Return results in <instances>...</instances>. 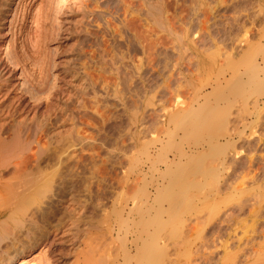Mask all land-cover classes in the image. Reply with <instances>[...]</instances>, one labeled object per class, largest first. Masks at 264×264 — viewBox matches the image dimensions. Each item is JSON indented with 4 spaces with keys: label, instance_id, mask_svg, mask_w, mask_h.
<instances>
[{
    "label": "rangeland",
    "instance_id": "rangeland-1",
    "mask_svg": "<svg viewBox=\"0 0 264 264\" xmlns=\"http://www.w3.org/2000/svg\"><path fill=\"white\" fill-rule=\"evenodd\" d=\"M37 1H40L38 3V7H40L42 0ZM57 5V23H55L53 35L48 36L49 39L46 38L49 41L44 39L46 43L43 41L45 49L42 51L44 55L46 54V60L51 66L49 69L51 74L56 75L60 81L55 83L57 89L59 90L60 85L70 87L72 89H68V91L75 94V98H79V95L82 96L81 87L86 82V78L79 64L83 63L86 53L90 52L97 64L92 63L88 72L91 73L92 67L95 66L94 70L97 69L96 72H99L96 74L97 79L102 84L98 94L90 99V103L85 104L84 114H80L79 117L75 108L77 107L75 98L66 103L61 96L62 101L57 99L58 101L54 102L55 105L54 103L44 104L48 91H46V95L43 94L44 90L43 92L39 89H36V92L39 90L38 93L35 91L27 93L29 89H26L27 84L24 82L30 68L23 71L19 66H10L12 77L8 80L10 83L6 86L8 89H4L3 95H0L2 99H5L1 101V104L5 110L8 109L5 108L7 103H10V106L13 104V101H8L12 100L14 94L18 92L19 96H24L25 99L21 113L24 114L29 110L27 114L31 115H27V117L33 116L34 123H39L49 114L52 121L50 125L48 124L50 131L48 135H42V140L39 141L43 143L42 146L46 150L45 155L52 156L53 162L51 161L52 164L49 162L48 165L51 166L46 163L42 165L46 166L43 174L47 169L52 173L56 171L53 174L50 172V174L47 170L46 174L49 173L51 178L53 176L51 183H54L49 182L48 185H45L47 190L44 187L45 190L43 189L42 193H46L41 194L45 197L41 198L39 195L40 199L38 198L35 205L39 209L43 206L42 209L49 207L50 210H46V218L39 214L35 224L36 228L33 230L31 238H28L31 241L28 239L26 241L23 236L25 238V241L22 239L24 260L13 264H81L79 261L77 263V253L83 242L92 234H98L99 241L106 242L104 243L106 249L109 247L108 245L111 246L107 250L111 255L113 254L117 264H135V257L139 254L140 249L146 247L150 242L153 244L155 239L156 246L154 245V247L161 250V252L159 250L158 264H205V262H207L206 264H244L242 258L245 255L243 256L242 253L249 256L254 252L252 249V253L249 254V249L258 246L260 249L264 247L261 246L263 242L260 237L264 230V200L260 202L259 208L256 207L254 212L251 211L252 214L248 213L250 210L248 206L253 202L250 203L252 200L250 198L254 192L248 193L247 191L256 188L252 182H248L249 178L247 180L246 177H243L247 172L246 166L259 167V171L260 167L261 170L264 169V98L257 93L260 98L256 94L255 98H251L254 97V94L249 95V99L246 97L248 100L246 98L244 100L250 105L244 104L243 100L238 101L239 99L233 102L231 96L230 101L232 102L229 103L223 102L220 98L223 94L228 95V90L234 88L235 81L230 78L231 75L235 78L240 77L241 81L247 78L245 74H242L246 68L244 56L247 53L255 50L256 62L260 67L264 66V0H61ZM41 7L43 8L42 5ZM95 44L98 48L94 47ZM42 52L40 53L42 54ZM41 54L40 61L44 57ZM225 58L227 62H225ZM222 62L225 63V68H223V63L220 66L223 71L221 70L219 74L220 68L217 69V67ZM209 66L212 68L215 66L214 69H216L213 73L217 75L218 79L220 78L219 83L224 85L223 88L221 84L217 86L222 89L219 92L215 88L214 77L206 81L209 76L207 72ZM96 72L94 71V74ZM64 73L66 74L64 75ZM236 73L239 76H236ZM227 75L230 76L226 77ZM259 77L263 78L264 74ZM222 78H230L232 83L228 81L230 84L225 87L226 81ZM203 84L205 87H202ZM199 88L202 89L199 91ZM40 91L44 98L40 96ZM51 91L55 92V89ZM202 94L204 95L201 98ZM4 95L7 97H3ZM9 96L13 97L10 99ZM251 99L254 100L251 101ZM26 104L31 106L28 108ZM242 105H246L248 108L245 106L242 108ZM215 106H222L221 109L226 107L225 112L223 111L226 120L231 117L230 119L234 118L231 121H235L236 117L234 116L237 115L239 119L236 123L238 122L240 125L237 123L238 127L236 128L241 129L244 124L248 127L244 129L242 137L235 143L238 148L234 145L226 151L228 161L227 159L225 161V156H219L218 161L221 164L219 181L213 185L209 177L204 179L201 174L203 167L197 169L196 163L203 161L205 156L203 163L209 161L207 162L209 165L213 158V155L207 156V150L210 148L209 139L211 134H216V136L221 134L210 131L200 134L197 129L189 132L184 131V128L197 116H201L200 120L204 121ZM236 109L241 114H237L238 110ZM1 110L3 111V109ZM170 110L175 113L170 114L172 113V111L168 112ZM177 110H181V112ZM230 111H233L234 114L232 112L231 115ZM239 114L245 115L244 119L246 120L243 121ZM182 115L186 116H184V120ZM166 118H168V122ZM176 123L178 127L176 125L175 128ZM180 124L182 125L180 126ZM229 124V128L231 125L232 129L235 127L232 122ZM245 130L246 133H244ZM242 138H245L244 144ZM72 139L74 141L71 143ZM256 141L257 143H255ZM66 143H69L68 147L65 145ZM219 144L222 145V141ZM170 145H173L172 148ZM212 146V148H216L219 145L214 143ZM61 150H64V153ZM251 150L253 153L250 152L251 155H248ZM55 152H62L60 155L64 156H59L55 160L54 157L58 155ZM232 153L235 155H233L235 161L229 159V154L232 157ZM57 159L58 162L59 159H64L65 162L56 164L54 161L57 162ZM248 159L252 160L253 164ZM225 162L227 170L224 167ZM190 164L193 166L191 165L189 168V177L194 175L192 178L198 187L191 188L189 192L190 194L194 193L191 198L194 211L181 213L173 224V231L169 234L156 233L157 227L153 222L157 221L154 220L161 216L158 221L163 217V219H167V214L156 217L157 209H161V205L164 209L168 206L167 202L159 203L157 201L158 189L166 185L165 181H168L167 178L170 175L171 178L179 172H183V169L187 170V166ZM55 166L58 167L57 170ZM243 166L246 168V172L242 176V172L245 171ZM62 169L66 171L64 172ZM61 170V173L66 174L64 176L68 178H65L67 185L64 189L61 184H58L59 178L56 179ZM250 170L248 169V175L249 173L254 175V172ZM195 171L196 173H194ZM259 171L257 172L260 174L264 170ZM258 173L256 180L259 181H256V184L258 186L262 182L264 186L262 173L260 175ZM257 175L255 176L257 177ZM234 176L236 180L233 179ZM236 176L238 177L236 178ZM239 176H242L240 178H244L246 181L239 180ZM206 181L209 183L207 184ZM202 182L203 186H201ZM241 182L244 185L237 187L235 191H228L231 190L229 188L239 185ZM225 184L227 187L231 186L227 188ZM218 187L221 190L218 191ZM199 188L205 191L201 192ZM241 188L245 191H239ZM263 188L260 189L262 194H264ZM215 190L220 192L217 198H214ZM196 193H201V195L197 196ZM90 195L95 202L91 214L88 215L90 216L89 221L93 224L92 229L88 225L86 227L76 217V209ZM232 195L236 197L224 206V198H230ZM46 196L51 198L50 201L48 200L51 202L50 205H47L49 202H47ZM208 197L212 199L209 203L212 210L215 208V203H220L216 206V210L210 211L212 213L201 205L203 199ZM255 197L253 196L254 199ZM220 199L222 201H219ZM45 203L47 204L45 205ZM213 204L215 205L213 206ZM239 205H243V210L245 209L240 215H238ZM245 206L247 207L245 208ZM230 212L233 215L229 219ZM225 214L227 215L225 216ZM200 216L203 217L202 220ZM101 222H103V225L101 224L103 227L99 225ZM189 226L192 229L189 230ZM183 235L184 239H182ZM19 237L21 239L22 235ZM172 242L176 244L173 245ZM208 252L209 255L206 254ZM94 253L99 256L102 251L96 249V252L90 256L92 259ZM128 254L129 256H127ZM202 258L205 259L202 260ZM127 259L128 261H126ZM107 264H111V262Z\"/></svg>",
    "mask_w": 264,
    "mask_h": 264
},
{
    "label": "bare ground",
    "instance_id": "bare-ground-1",
    "mask_svg": "<svg viewBox=\"0 0 264 264\" xmlns=\"http://www.w3.org/2000/svg\"><path fill=\"white\" fill-rule=\"evenodd\" d=\"M37 0H0V95H3V92H4V89H6L7 85H9V81L10 78L12 77L11 73H12V68H10L11 65L13 66H19L23 71H26L28 70V67L30 68L28 72L29 74H26L28 75L26 78H25V82L27 84V87L26 89H29L27 91V93H33L35 91V93H38L39 90L43 91L44 95H46V91H48V94L47 96L45 97V101H44V104H53L54 102H56L57 99H59V101L62 99H65L66 103L69 101H71L72 99L75 98V94H72L70 91H68V89H72L70 87H64V86H59V90L57 89L56 87V82H60L58 81V78L56 75H52L51 72H50V64L49 62L46 60V54L44 55L43 54V49H45L43 46L44 45V39L48 38V36H52L53 35V32H54V28H55V23L56 22V15L58 13V2L61 1V0H44V3L43 0L40 4V7H38V3L40 1H37ZM98 2V1H97ZM61 3V2H60ZM45 6H44V5ZM41 5L43 6V8L41 7ZM57 5V6H56ZM41 9V10H40ZM42 9H43V12H42ZM86 11V10H85ZM90 11V10H89ZM60 12V11H59ZM95 12V11H93ZM98 12V11H97ZM92 13V12H91ZM86 15V14H85ZM100 19V18H99ZM90 27V26H89ZM87 31V29H86ZM90 32V31H88ZM86 32V33H88ZM93 33V32H92ZM89 34V33H88ZM91 34V32H90ZM95 35V34H94ZM9 38L8 40H5ZM49 39V38H48ZM47 40V39H46ZM44 41V42H43ZM49 41V40H47ZM97 42V41H96ZM46 43V42H45ZM6 44V45H5ZM5 45V47H4ZM46 45V44H45ZM47 46V45H46ZM96 46V44L94 45V47ZM97 47V46H96ZM93 48V47H92ZM98 48V47H97ZM102 48V47H101ZM103 49V48H102ZM98 51V50H97ZM100 51V50H99ZM104 51V50H103ZM253 52H249L247 53L245 56H244V59L246 60V64H245V72L242 74H245L247 76V78L245 80H240V77H231L230 75H227L226 77H229L232 79H234V88L232 89H229L228 90V95L227 94H223L222 95V99L220 98V100H223V102H232L230 101V96L233 98V102L234 100L236 101L237 99H239L238 101L240 100H243V103L246 104V105H250L248 104L244 99L246 97H248L249 99V95H252L254 94V97H251V98H255L257 97L258 95L262 96L264 98V77L261 78L259 77L261 74L263 75L264 74V70H263V67L261 68L259 66V64L256 62L255 60V50H252ZM42 52V54L40 53ZM260 52V51H259ZM40 54L44 57L41 58V61L39 59V56ZM84 54V52H83ZM87 54V55H86ZM84 56V61L82 64H79L81 65V69L84 71V76L86 78V82L82 85V96L79 95V98H75L76 100V103H77V107L76 108V112L77 114L79 115L80 117V114L83 115L84 113V109L86 108L85 104L89 101H91L90 99L94 98L98 92H99V89H100V82L98 81L97 79V75L99 72H96V70H94V68L92 67L93 69V73H89V69H90V66L92 65V63L94 64V57L92 56L93 54L90 52V53H86ZM96 54V53H95ZM257 55V54H256ZM98 56V55H97ZM100 57V56H99ZM97 57V58H99ZM96 58V57H95ZM230 60V58H228ZM39 60V61H37ZM225 62H227V59L225 58ZM98 61V60H97ZM96 63V62H95ZM210 63V62H209ZM214 63V61H213ZM224 62H222L220 65H218L217 69L220 68V66L223 64ZM97 64V63H96ZM225 68V63L223 64ZM98 66V65H97ZM237 66V65H236ZM53 67V66H52ZM210 67V66H209ZM207 68V72H208V78L206 79V81H209L211 78L214 77V82L216 84H214L216 90L218 89V92L219 90H222L220 89L221 87L223 88L224 85H222L221 83H219V79L217 77V75H214L213 71L215 72V69L214 67H210V68ZM97 68V67H96ZM91 69V70H92ZM221 70L223 71L222 68H220L219 70V74L221 72ZM94 71L96 72L94 74ZM98 71V70H97ZM218 71V70H217ZM239 72V71H238ZM217 73V72H216ZM223 73V72H222ZM66 73H64L65 75ZM82 74V73H81ZM225 74V73H224ZM70 75V74H69ZM76 75V74H75ZM241 75V73H240ZM60 76V75H59ZM236 76H239V74L236 73ZM244 76V75H243ZM99 77V76H98ZM224 78V77H223ZM222 78V79H223ZM229 78V79H230ZM244 78V77H243ZM84 79V77H83ZM226 79V80H225ZM223 79L224 81H226V86H228L230 84V80L225 78ZM232 79V80H233ZM60 80V78H59ZM82 80V79H81ZM222 80V81H223ZM205 81V82H206ZM230 81V82H228ZM56 83V84H55ZM232 83V82H231ZM219 84H221L222 86L217 88V86H219ZM12 85V84H11ZM205 84L202 85V87L204 86ZM11 87V86H9ZM64 87V88H63ZM205 87V86H204ZM8 89V88H7ZM12 89V88H10ZM15 89V88H14ZM36 89H39L37 90L36 92ZM55 89V92L51 91V90H54ZM67 89V90H66ZM202 88H199V91L201 90ZM214 89V87H213ZM10 91V90H9ZM40 91V96L42 97L41 95V92ZM53 92V93H50V92ZM16 92V91H15ZM76 92V91H75ZM8 91L6 92V95H7ZM74 93V92H73ZM227 93V92H226ZM258 95H257V94ZM11 94V93H10ZM77 94V93H76ZM257 96H256V95ZM30 95V94H28ZM34 95V94H32ZM38 96V94H36ZM204 94L200 95V97L202 98ZM31 96V95H30ZM36 96V97H37ZM62 96V99H60ZM78 96V95H77ZM81 96V97H80ZM197 96H199L197 94ZM5 97V95L3 96ZM7 97V96H6ZM5 97V98H6ZM13 97V96H12ZM11 97V98H12ZM32 97V96H31ZM34 97V96H33ZM259 97V96H258ZM10 98V96L8 97ZM10 98V99H11ZM44 98V97H42ZM260 98V97H259ZM4 99V98H3ZM2 99V96H0V264H13V263H16V262H22L24 259V254H23V242H22V239L23 241H25L24 239L26 238V241L28 238H31L30 236L32 235L33 233V230L36 228V221L39 217V214L41 217H45V213H46V210H50V208L48 207L47 209H39L38 206H35L38 202V198L40 199L39 195L41 194H44L42 193L43 192V189L45 187V185H48V183L52 181V178L50 177V174L52 173L49 169V173L46 174V172H44L43 174V170L44 168L46 167H43L42 165L43 164H49V162L51 163L52 161V156H46L45 155V149L43 148V143L40 142L39 140L41 139L42 140V135L46 136L48 135L49 133V128H48V124L50 125L52 122L50 117L47 115L44 119H41V121L37 124L34 123V118L33 116L31 118H28L27 115H31L30 113L27 114V111L26 113L22 114V108H23V105L25 103V99H24V96H19V93L16 92V94H14V97L12 98V100H9L8 102H12L13 101V104L10 106V103H7L9 105V107H5V108H8V109H4V106L3 104H1V101L3 100ZM36 99V98H35ZM196 99L198 100V97H196ZM246 98V100H248ZM5 100V99H4ZM8 100V99H7ZM94 100V99H93ZM92 100V101H93ZM97 100V99H96ZM95 100V101H96ZM196 100V101H197ZM232 100V99H231ZM254 99H251V101H253ZM263 100V99H262ZM43 101V99H42ZM58 101V100H57ZM250 101V103H252ZM261 101V99H260ZM259 101V102H260ZM40 102V101H39ZM255 108L257 107V101H255ZM90 103V102H89ZM88 103V104H89ZM222 103V102H221ZM238 103V102H237ZM235 103V104H237ZM57 104V103H56ZM213 104V103H212ZM227 104V103H226ZM234 104V105H235ZM5 105V104H4ZM27 105V104H26ZM55 105V103H54ZM53 105V106H54ZM229 105V104H228ZM246 105H242L241 107L243 108V106H245V108L248 106ZM3 106V108H2ZM28 108L31 106V105H27ZM49 106V105H48ZM58 107V106H57ZM185 107V106H183ZM182 107V108H183ZM207 107V106H205ZM222 106H218V107H214L213 111L211 112V114L209 116L206 117V119H204V121H201L200 118L201 116H197L194 120L190 121L189 124H187V126L184 128V131H193L195 129L198 130V133L200 134H203V133H207L208 131L212 132V133H220L221 135L219 136H216V134H211V138L209 139V145H210V148L207 150V156H210V155H213L212 157V160H210L211 162L208 163L209 161H207L205 164L203 163L204 161V157H203V161L201 162H197L196 165H197V169L203 167V169L201 170L202 171V175L205 179V177H209L211 180L210 182L214 184H217V182L219 181V176H220V168H221V164L219 163L218 161V158L219 156L221 155L222 157L225 156V161H226V151L228 149H230L231 147H234L235 143L237 142V140H239L242 135H243V131L244 129H246L248 127V125H242L241 129H238L236 127H238V124L236 123V121H238L239 118H237V115H233L235 118V121H231L233 120L234 118L230 119L228 118L227 120L225 119V108L224 109H221ZM94 108V107H93ZM175 108V107H174ZM173 108V110H174ZM238 108V107H237ZM242 108L240 109V111L242 110ZM3 109V111L1 110ZM49 109H51L49 107ZM189 110V108H187ZM192 109V108H191ZM206 109V108H205ZM173 110H170L168 112H171L170 114H174L173 113ZM238 110V109H236ZM249 110H252V109H249ZM261 110V109H260ZM259 110V111H260ZM178 112H181V110H177ZM176 111V112H177ZM187 111V110H186ZM191 111V110H190ZM190 111H188L190 113ZM224 111V112H223ZM228 111V109H227ZM235 111V110H234ZM239 110L236 111L237 114L240 113ZM248 111V110H247ZM246 111V112H247ZM263 111V110H262ZM69 112V111H68ZM73 112V111H72ZM71 112V114H72ZM177 112V114H178ZM193 112V111H192ZM231 112V111H230ZM233 112V111H232ZM232 112L230 113L232 115ZM235 112V113H236ZM75 113V112H74ZM185 113V112H184ZM261 113V112H260ZM258 113V114H260ZM66 114V113H64ZM70 114V113H69ZM180 114V113H179ZM188 115V113H186ZM185 114V115H186ZM234 114V112H233ZM240 117L243 118V121L246 120L244 119V117L246 118V116H242L240 115ZM74 115V114H72ZM169 115V114H168ZM167 115V117H168ZM184 115V116H185ZM192 115V114H191ZM170 116V115H169ZM173 117V115H171ZM183 116V115H182ZM184 116H183V120H184ZM69 117V116H68ZM74 117V116H73ZM83 117V116H82ZM177 117V116H176ZM186 117V116H185ZM191 117V116H190ZM229 117V116H228ZM262 117V116H261ZM260 117V118H261ZM70 118V117H69ZM77 118V117H76ZM171 118V117H170ZM178 118V117H177ZM204 118V117H203ZM202 118V119H203ZM167 119V122H168V118ZM172 119V118H171ZM182 119H180V121H182ZM241 119V118H240ZM258 119V117H257ZM248 120V119H247ZM261 120V119H260ZM70 121V120H69ZM242 121V122H243ZM257 121V120H256ZM166 122V123H167ZM229 122H235L236 123V126L232 129V125H231V129L229 128ZM241 122V121H239ZM246 122V121H245ZM249 122V120H248ZM172 123V122H171ZM170 123V124H171ZM178 123H179V120H178ZM183 123V122H181ZM76 124V123H75ZM81 124V123H80ZM177 125V123L174 125V127ZM182 124H180L181 126ZM240 125V124H239ZM51 127V126H49ZM168 127V126H167ZM170 127V126H169ZM173 127V126H172ZM178 127V125L176 126ZM175 127V128H176ZM174 129V128H173ZM179 130V129H178ZM247 131L245 130L244 133H246ZM163 133V132H162ZM165 133V132H164ZM261 135V134H260ZM165 136V135H164ZM176 137V136H175ZM244 137V136H243ZM247 138H249L247 136ZM44 139V137H43ZM174 139V138H173ZM245 139V138H244ZM244 139L242 138V143L244 141ZM166 140V139H165ZM249 140V139H248ZM257 140V139H256ZM74 141V139H72L71 143ZM220 141H222V145H220ZM156 142V141H155ZM198 142V141H197ZM240 142V141H239ZM247 142V141H245ZM42 143V144H41ZM162 143V141H161ZM160 143V144H161ZM216 143L218 144L219 146L216 147V148H212L213 144ZM252 143V142H251ZM254 143V142H253ZM257 143V141L255 142ZM69 143H66L65 145L68 147L69 145H67ZM244 144V143H243ZM248 144V143H247ZM65 145H64V149H65ZM72 146V144H70ZM237 145V144H236ZM235 145V146H236ZM171 148L173 145H170ZM186 146V145H185ZM249 146V145H248ZM255 146V145H254ZM45 147V146H44ZM237 147V146H236ZM243 147V145H242ZM251 147V146H250ZM238 148V147H237ZM253 148V147H251ZM260 148V147H259ZM184 149V148H183ZM250 149V148H249ZM234 150V148H233ZM240 150V149H239ZM253 150V149H252ZM249 151L250 152H252ZM257 150V149H256ZM62 151V150H61ZM64 151V150H63ZM62 151V152H63ZM67 151V150H65ZM203 151V150H201ZM51 152V151H50ZM62 152L58 153V152H55V153H58L55 154L57 155L55 158L57 157H62L64 155H60ZM231 152V151H229ZM235 152V151H234ZM233 152V153H234ZM64 153V152H63ZM202 153V152H201ZM204 153V152H203ZM232 153V157H231V154H227L230 158L229 159H235L233 158V154ZM236 153V152H235ZM253 153V152H252ZM52 154V153H51ZM162 154V153H161ZM247 154V153H246ZM53 155V154H52ZM54 155V156H55ZM68 155V154H67ZM72 155V154H71ZM238 155V154H237ZM240 155V154H239ZM248 155H251L248 154ZM260 155V154H259ZM66 156V155H65ZM69 156V155H68ZM206 156V158H207ZM235 156V155H234ZM258 156V155H257ZM254 157V156H253ZM256 157V156H255ZM264 157V156H263ZM262 157V158H263ZM66 158V157H65ZM259 158V157H257ZM67 159V158H66ZM195 159V158H194ZM237 159V158H236ZM239 159V158H238ZM241 159V158H240ZM253 159V158H252ZM260 159H261V156H260ZM258 159V160H260ZM64 160V159H63ZM62 159H59V162L60 164H63L65 161H63ZM92 160V159H91ZM128 160V159H127ZM149 160V159H148ZM166 160V159H165ZM164 160V161H165ZM173 160V159H172ZM196 160V159H195ZM193 160V161H195ZM232 160V161H233ZM250 163H252L253 161L248 159ZM254 160V159H253ZM264 160V159H263ZM154 161V160H153ZM192 161V160H191ZM206 161V160H205ZM228 161V159H227ZM235 161V160H234ZM240 161V160H239ZM53 162V161H52ZM56 164H58V159H57V162L54 161ZM68 162V161H66ZM125 162V161H124ZM166 162V161H165ZM196 162V161H195ZM230 162V161H229ZM247 162V161H246ZM256 162V161H255ZM263 163V161H261ZM126 163V162H125ZM168 163V162H167ZM228 163V162H227ZM236 163V162H235ZM243 163V162H242ZM250 163H248L250 165ZM259 163V162H258ZM52 164V163H51ZM127 164V163H126ZM165 164V163H164ZM169 164V163H168ZM194 164V163H193ZM234 164V162H233ZM246 164V165H248ZM253 164V163H252ZM251 164V165H252ZM68 165V164H67ZM163 165V164H162ZM166 165V164H165ZM170 165V164H169ZM168 165V166H169ZM192 164L188 165L187 166V170L183 169V172L181 171V173L179 172L177 175H175L174 177L172 176L170 178V176L167 178L168 181H165L166 182V185L163 186V188H160L158 189V193H159V196H158V193H157V201L160 202H167L168 206H166V208L164 209V207L161 205V209H157L158 210V214L156 217L158 216H161V215H165L167 214V219H161L160 221H158V219H160L161 217L159 218H156L154 221H157V222H152L154 224H156V233L157 232H161V234H169L170 232L173 231L172 228L173 227V224H175L176 220L178 219V217L181 215V213H183L184 211L186 212H189V213H192V211H194V207L192 206L191 204V198H192V195L193 194H190V190L191 188H198L196 186V182L193 180V176L194 175H191L192 177H189V168ZM228 166H230L229 164H227ZM237 165V164H236ZM244 165V166H246ZM263 165V164H261ZM48 166H51V165H48ZM54 166V165H53ZM52 166V167H53ZM63 166H66V165H63ZM193 166V165H192ZM224 166V165H223ZM233 166V165H232ZM235 166V164H234ZM241 166V165H240ZM243 166V167H244ZM258 166V165H257ZM58 167H60L58 165ZM57 167V168H58ZM62 167V166H61ZM68 167V166H67ZM127 167V166H126ZM125 167V169H126ZM131 167V166H130ZM225 170H227V167H226V162H225V166H224ZM237 167V166H235ZM249 167V166H248ZM246 166V168L244 167V172L240 173L242 174L243 177H246L245 179L249 178L248 182H252V184L254 185V187L256 188L255 190H250V191H247L248 193L249 192H254L253 195L251 196L252 200H250V203L252 202V205H249L248 207H250V210H248V213L252 214V212H254L256 210V207L259 208V204L260 202H262V200H264V194H262V190H260L261 188H263L264 186L262 185V182H261V185L259 184L257 186L256 184V181L258 182L259 180H256V178L258 179V175H257V171H259V167L258 168H255L254 166H250L252 171L250 170V167L248 168ZM56 166H55V169L57 170ZM64 168V167H63ZM191 168H194V167H191ZM233 168V167H232ZM240 168V167H238ZM46 169V168H45ZM53 169V170H55ZM69 169V168H68ZM124 169V168H123ZM231 169V168H230ZM243 169V168H242ZM241 169V170H242ZM248 169L251 171V172H254V175H251L249 173L248 175ZM253 169H258L255 173V170L253 171ZM263 169V167H262ZM52 170V169H51ZM64 170V169H62ZM62 170L60 171L59 174V177H57L56 179L59 178V182L58 184H61L62 185V189H64L67 185L66 181H65V178L66 174H62ZM130 170V169H129ZM223 170V171H225ZM264 170V169H263ZM261 170V167H260V171H263ZM66 170H64L65 172ZM236 171V170H234ZM249 171V172H250ZM56 172V171H55ZM53 172V173H55ZM59 172V171H58ZM69 172V171H68ZM71 172V171H70ZM192 172V171H191ZM198 172V171H197ZM222 172V171H221ZM231 172V171H230ZM52 173V174H53ZM128 173V172H127ZM196 173V171L194 172ZM233 173V171H232ZM262 173V172H261ZM260 173V174H261ZM264 173V171H263ZM262 173V179H264V175ZM57 174V173H56ZM57 174V176H58ZM223 174V172H222ZM239 174V175H240ZM259 174V173H258ZM259 174V175H260ZM70 175V174H69ZM124 175V174H123ZM137 175V174H136ZM174 175V174H173ZM228 175V174H227ZM226 175V177H227ZM231 175V174H230ZM252 177H251V176ZM257 175V177L255 176ZM125 176H127V174H125ZM130 176V175H129ZM229 176V175H228ZM242 176H239L242 177ZM250 176V177H248ZM259 176V177H261ZM197 177V176H196ZM221 177H224V176H221ZM232 177V175H231ZM238 176H236L237 178ZM70 178V177H69ZM124 178V177H123ZM122 178V179H123ZM127 178V177H125ZM165 178V177H163ZM170 178V180H169ZM225 178V177H224ZM229 178V177H228ZM55 178L53 179L54 181L56 180ZM68 179V178H66ZM121 179V178H120ZM128 179V178H127ZM194 179L196 180V178L194 177ZM198 179V178H197ZM230 179V178H229ZM235 179V176L234 178ZM244 179V178H242ZM241 178L239 180H242ZM244 179V180H245ZM260 181H261V178H259ZM126 180V179H125ZM134 180V179H133ZM139 180V179H138ZM144 180V178H143ZM142 180V181H143ZM193 180V181H191ZM200 180V179H199ZM206 180V179H205ZM236 180V179H235ZM70 181V180H69ZM122 182V180H120ZM135 181V180H134ZM132 181V182H134ZM209 181V180H208ZM226 181V180H225ZM233 181V180H232ZM231 183H234L232 182ZM246 181V180H245ZM124 182V181H123ZM129 182V181H128ZM207 182V181H206ZM222 182V181H221ZM230 182V181H228ZM228 182H226L228 184ZM240 182V181H239ZM264 182V181H263ZM54 183V182H53ZM51 183V184H53ZM57 184V182H55ZM69 183V182H68ZM136 183V182H135ZM146 183V182H145ZM209 182H207L208 184ZM243 183V182H241ZM240 183V184H241ZM50 184V185H51ZM144 184V183H143ZM165 184V183H164ZM203 182H202V185L203 186ZM205 183V185H207ZM225 184V186L227 185ZM236 184V183H235ZM234 184V185H235ZM236 185V186H232V188H229L231 190H228V191H235V189L237 187H240L243 184L241 185ZM264 184V183H263ZM55 185V184H54ZM120 185V184H118ZM130 185V184H129ZM134 185V184H133ZM224 185V184H223ZM233 185V184H232ZM122 186V185H120ZM128 186V185H127ZM200 186V187H201ZM50 187V186H49ZM61 187V186H60ZM59 188V187H58ZM204 188V187H203ZM224 189V187H221ZM46 189V187H45ZM44 189V190H45ZM54 189V188H53ZM56 189V188H55ZM54 189V190H55ZM145 189V188H144ZM202 191H205L203 190L202 188H199ZM210 189H212V187H210ZM218 191L221 190L219 189V187L217 188ZM264 189V188H263ZM47 190V189H46ZM57 190V189H56ZM60 190V189H58ZM209 190V189H208ZM216 191V190H215ZM216 191L215 192V196L214 198H217L219 195H220V192ZM239 191H245L243 190L242 188L239 189ZM49 192V191H48ZM60 192V191H59ZM58 192V193H59ZM237 192V191H236ZM204 193V192H203ZM206 193V192H205ZM238 193V192H237ZM236 193V194H237ZM239 193H242V192H239ZM198 194L197 196L201 195V193H196ZM235 194V195H236ZM255 194V195H254ZM52 195V194H51ZM58 195V194H57ZM56 195V196H57ZM230 196V198H224V206L227 205L234 197L236 196ZM238 195V194H237ZM55 196V195H53ZM138 196V195H136ZM196 196V195H195ZM196 196V197H197ZM253 196H256L255 199L253 198ZM45 197L41 195V198ZM194 197V196H193ZM47 202L50 201V197H47ZM134 198V197H133ZM94 199V197H93ZM219 199V198H218ZM49 200V201H48ZM211 198H207V199H203V202H201V205L204 207V209L208 210L209 212L212 210L209 206V203L211 202ZM247 200V201H249ZM195 201V200H194ZM219 201H222L221 199ZM43 203V202H42ZM95 202L92 200V195H90L89 197H87L86 201L81 204L77 209H76V214H77V220H81L82 221V224L88 225V227L90 229H92V225L91 222L89 221V217L88 216L89 214H91L92 210H93V204ZM144 203V202H143ZM219 203V202H218ZM218 203H215L213 204V206L216 208V206H218ZM249 203V202H248ZM47 203H45L46 205ZM51 202H49V204L47 205H50ZM200 204V203H198ZM197 204V205H198ZM220 204V203H219ZM53 205V204H52ZM51 205V206H52ZM244 205V204H243ZM243 205H239V213L238 215H240L242 213V211L244 212L243 208L244 206ZM220 206V205H219ZM255 206V207H253ZM202 207V208H203ZM212 207V205H211ZM247 206H245L246 208ZM45 208V207H44ZM201 208V207H200ZM213 208V210L215 209ZM220 208V207H219ZM264 208V207H263ZM70 210V209H69ZM72 210V209H71ZM74 210V209H73ZM130 210V209H129ZM212 210V211H213ZM216 210V209H215ZM229 210V209H228ZM52 211V210H51ZM50 211V213H51ZM68 211V209H67ZM75 211V210H74ZM123 211V210H122ZM200 211V209L198 210V212ZM252 211V212H251ZM48 212V211H47ZM53 212V211H52ZM65 212V211H64ZM208 212V214H209ZM219 212V211H218ZM217 212V213H218ZM49 213V214H50ZM207 213V212H206ZM212 213V212H210ZM233 213V212H232ZM203 214V213H201ZM228 214V213H227ZM225 214V216L227 215ZM243 214V213H242ZM48 215V214H47ZM51 215V214H50ZM215 215V214H214ZM233 215V214H232ZM232 215H231V212H230V215L228 214V217L229 219L232 218ZM104 216V215H103ZM117 216V215H116ZM223 216V218L225 217ZM40 217V218H41ZM165 217V218H166ZM39 218V219H40ZM46 218V217H45ZM44 218V219H45ZM103 218V217H102ZM201 218V216H200ZM203 218V217H202ZM201 218V220H202ZM222 218V219H223ZM100 220V217L98 218ZM227 218L225 217V220ZM191 220V219H190ZM197 220H200V219H197ZM204 220V219H203ZM187 221V220H186ZM189 221V220H188ZM194 221V220H193ZM222 221V220H221ZM227 221H229L227 219ZM84 222V223H83ZM151 222V221H150ZM149 222V223H150ZM151 222V223H152ZM200 222V221H199ZM224 222V221H223ZM226 222V221H225ZM230 222V221H229ZM264 222V221H263ZM95 223V222H94ZM190 225H191V222H189ZM194 223V222H193ZM198 223V221H197ZM103 225V222H101L99 225ZM106 224V223H105ZM124 224V223H123ZM203 224V223H202ZM101 225V226H102ZM120 225V224H119ZM151 225V224H150ZM149 226V225H148ZM147 226V227H148ZM198 226V225H197ZM264 226V225H263ZM103 227V226H102ZM106 227V226H105ZM155 227V228H156ZM190 227V226H189ZM200 227V226H199ZM99 228V227H98ZM188 228V227H187ZM86 229V228H85ZM95 229V228H94ZM152 229V228H151ZM192 229L191 227L189 228V230ZM264 229V227H263ZM188 230V231H189ZM99 231H102V230H99ZM104 231V230H103ZM219 231V229H218ZM261 231V230H260ZM259 231V232H260ZM163 232V233H162ZM258 232V233H259ZM178 233V232H177ZM199 233V232H198ZM185 234V233H184ZM21 239H19L21 236ZM34 235V234H33ZM98 235V234H97ZM97 235H94L92 234L87 240H85L82 244V247L81 249L79 250V252L77 253V263L78 261L81 263V264H107L108 262H111V264H117L115 261L116 259L114 260L113 258V254L111 255L109 253V247H111L110 245H108L109 247L106 249L105 248V244L106 243L105 241H99V238ZM177 235V234H176ZM182 235V234H181ZM180 235V237H181ZM261 236V239H262V244L261 246H264V230L261 232L260 234ZM23 236L25 238H23ZM100 236V235H99ZM155 237V236H154ZM174 237V236H173ZM184 239V235L182 236ZM159 239V238H158ZM182 239H180L182 241ZM202 239V238H201ZM205 239V238H203ZM30 240V239H28ZM215 240V239H214ZM5 241V242H4ZM31 241V240H30ZM179 241V240H178ZM205 241V240H204ZM207 241V240H206ZM142 242V241H141ZM176 242V241H175ZM186 242V241H185ZM194 242V241H193ZM1 243H3L1 245ZM173 243V242H172ZM215 244V241L213 242ZM212 243V244H213ZM110 244V243H109ZM156 244V239H155V242H150L148 245H146V247H144L143 249H140L139 251V254L137 255V257H135V264H158L159 262V256H160V253H159V250L157 248L154 247V245ZM176 243H173V245H175ZM183 244V243H181ZM203 244V243H202ZM208 244V243H207ZM160 245V244H159ZM162 245V244H161ZM172 245V244H171ZM179 245V244H178ZM176 245V246H178ZM209 245V244H208ZM207 245V246H208ZM156 246V245H155ZM158 246V245H157ZM162 247V246H161ZM160 247V248H161ZM175 247V246H174ZM204 247V246H203ZM206 247V245H205ZM211 247V246H210ZM259 247V246H258ZM257 247V248H258ZM113 248V246H112ZM227 248V247H226ZM257 248H251L249 249V254L252 253V249H254L253 253L251 255H248L247 256L246 254L242 253L243 254V262L244 264H264V247H261L258 248L257 251H255V249ZM23 249V250H22ZM78 249V248H77ZM96 249L97 251H102V254L97 256V254L94 253V256H93V259L92 257H90L93 252H96ZM139 250V248H138ZM158 250V251H157ZM166 250V249H165ZM174 250V249H173ZM208 250V249H207ZM211 250V249H210ZM202 251V250H201ZM248 251V250H247ZM251 251V252H250ZM115 253V251H113ZM122 252V251H121ZM161 252V250H160ZM194 252V251H193ZM200 252V251H199ZM215 252V251H213ZM99 253V252H98ZM123 253V252H122ZM138 253V252H137ZM174 253V252H173ZM187 253V252H186ZM191 253V252H190ZM171 254V253H170ZM179 254V253H178ZM205 254V253H204ZM209 255V252L206 253ZM213 254V253H212ZM174 255V254H173ZM192 255V254H191ZM129 256V254L127 255ZM185 256H187V254H185ZM184 256V258H186ZM207 256V255H206ZM206 256H204L206 258ZM169 257V256H168ZM171 257V256H170ZM173 257V256H172ZM199 257H202V256H199ZM122 258V257H121ZM181 258H183L181 256ZM204 258V259H205ZM92 259V260H91ZM172 259V258H171ZM180 259V258H179ZM202 258V260H204ZM208 259V258H207ZM213 259V258H212ZM168 260V259H167ZM166 260V261H167ZM197 260V259H196ZM123 261V260H122ZM128 261V259L126 260ZM189 261V260H188ZM191 261V260H190ZM198 261V260H197ZM211 261V260H209ZM25 262V261H24ZM169 262V261H168ZM193 262V261H192ZM204 262V261H203ZM212 262V261H211ZM166 263V262H165ZM202 263V262H201ZM207 262H205L206 264ZM231 263V262H230ZM125 264V263H124ZM134 264V263H133ZM171 264V263H170ZM181 264H184V263H181ZM204 264V263H203Z\"/></svg>",
    "mask_w": 264,
    "mask_h": 264
}]
</instances>
